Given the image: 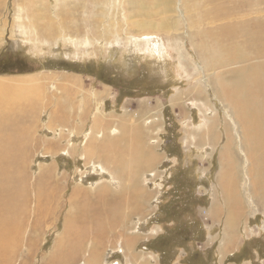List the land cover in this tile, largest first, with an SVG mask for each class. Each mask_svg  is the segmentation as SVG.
<instances>
[{
    "label": "rangeland",
    "instance_id": "obj_1",
    "mask_svg": "<svg viewBox=\"0 0 264 264\" xmlns=\"http://www.w3.org/2000/svg\"><path fill=\"white\" fill-rule=\"evenodd\" d=\"M257 38L264 0H0V88L38 90L0 105V264H264Z\"/></svg>",
    "mask_w": 264,
    "mask_h": 264
},
{
    "label": "bare ground",
    "instance_id": "obj_2",
    "mask_svg": "<svg viewBox=\"0 0 264 264\" xmlns=\"http://www.w3.org/2000/svg\"><path fill=\"white\" fill-rule=\"evenodd\" d=\"M259 38H257L256 43H258V45H261L260 42L262 43V45H264V43L262 42V38L260 39V41H258ZM260 47V46H258ZM257 47V48H258ZM255 49V48H254ZM260 50V49H259ZM260 54H264V48H262V53ZM259 72L258 74H256V78H257V82L258 85L260 86V84H263L260 87L264 86V67H259L258 68ZM239 86H238V93L242 94L243 96L242 98H244L246 100L247 96L246 93L248 92V90L245 87V81H241L238 80ZM25 85V84H24ZM24 87H19V89L17 90L16 88L12 89L9 87H1L0 89L2 90V92L0 93V105H9L7 104L8 102H10V100L13 101L12 98L19 99L20 101L26 99V98H30L31 93L32 94H37L38 90L37 88H33L31 91H28L27 88ZM237 87V85H236ZM259 88V87H258ZM8 89V92H6V90ZM250 95V94H249ZM33 96V95H32ZM34 97V96H33ZM32 100V99H31ZM264 100V99H263ZM245 105H244V109L242 110V116L244 118V121L246 122V120L248 121L247 123H249V125L247 126L249 131H250V135L252 136L253 133L252 131H259V134L254 135V137L257 140H260V142H255V153L261 151L262 154H264V136L261 137V134L264 128V116L261 114L257 113V109H252L250 108V104H248L249 102L246 100L245 101ZM13 103V102H12ZM256 105V104H255ZM5 107V106H3ZM248 107V108H246ZM260 110H264V103H262L259 107ZM246 114V116H245ZM255 124L257 125V130L255 127ZM246 128V131L248 130ZM16 131V130H15ZM14 131V132H15ZM262 131V132H260ZM3 136V135H1ZM17 136V134H16ZM15 136V138H16ZM23 136V135H22ZM141 136V135H140ZM141 139V138H140ZM9 141V140H8ZM140 141V140H139ZM140 143V142H139ZM142 143V142H141ZM140 143V144H141ZM136 144V143H135ZM138 145V144H137ZM140 147V146H139ZM247 149V148H246ZM253 163V162H252ZM255 163V162H254ZM258 163V162H257ZM257 165V164H256ZM21 167V166H20ZM263 168V167H262ZM253 169V168H252ZM255 170V169H254ZM256 171V170H255ZM5 175V174H4ZM256 175V174H255ZM254 175V177H255ZM7 176V175H6ZM234 189V188H233ZM2 193V192H1ZM0 193V194H1ZM4 196V195H3ZM233 198V197H232ZM4 199H6V201H2L1 196H0V210L4 213L0 212V233L4 236H0V256L3 257L4 255H9V253H11V249L14 248L12 247L16 242L15 240L11 237H9L10 234H12L15 230H19L18 227V222L14 221L16 217L13 216V214L18 210V206H20L19 204L15 203L18 200V195H15L14 199L15 201H11V198L9 197H4ZM234 200V198H233ZM85 218V217H83ZM4 225V226H3ZM3 226V227H2ZM18 227V228H17ZM92 227V226H91ZM2 230H4V233L2 232ZM101 231H99L100 233ZM14 235V234H12ZM8 237V239H7ZM6 257V256H5Z\"/></svg>",
    "mask_w": 264,
    "mask_h": 264
},
{
    "label": "trees",
    "instance_id": "obj_3",
    "mask_svg": "<svg viewBox=\"0 0 264 264\" xmlns=\"http://www.w3.org/2000/svg\"><path fill=\"white\" fill-rule=\"evenodd\" d=\"M30 69L31 66L26 62V59L22 60L15 54L0 59V74H25L32 72V70L29 71Z\"/></svg>",
    "mask_w": 264,
    "mask_h": 264
}]
</instances>
